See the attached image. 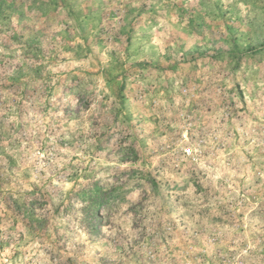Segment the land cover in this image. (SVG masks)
Returning <instances> with one entry per match:
<instances>
[{
    "label": "rangeland",
    "instance_id": "rangeland-1",
    "mask_svg": "<svg viewBox=\"0 0 264 264\" xmlns=\"http://www.w3.org/2000/svg\"><path fill=\"white\" fill-rule=\"evenodd\" d=\"M0 264H264V0H0Z\"/></svg>",
    "mask_w": 264,
    "mask_h": 264
},
{
    "label": "built area",
    "instance_id": "built-area-1",
    "mask_svg": "<svg viewBox=\"0 0 264 264\" xmlns=\"http://www.w3.org/2000/svg\"><path fill=\"white\" fill-rule=\"evenodd\" d=\"M187 153L189 152V149H186Z\"/></svg>",
    "mask_w": 264,
    "mask_h": 264
},
{
    "label": "trees",
    "instance_id": "trees-1",
    "mask_svg": "<svg viewBox=\"0 0 264 264\" xmlns=\"http://www.w3.org/2000/svg\"><path fill=\"white\" fill-rule=\"evenodd\" d=\"M104 203H107V202H104Z\"/></svg>",
    "mask_w": 264,
    "mask_h": 264
}]
</instances>
